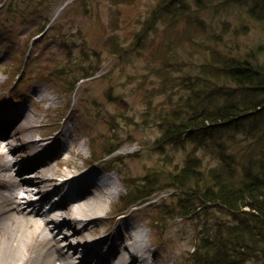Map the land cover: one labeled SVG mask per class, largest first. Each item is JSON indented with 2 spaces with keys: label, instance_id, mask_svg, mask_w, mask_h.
<instances>
[{
  "label": "rangeland",
  "instance_id": "obj_1",
  "mask_svg": "<svg viewBox=\"0 0 264 264\" xmlns=\"http://www.w3.org/2000/svg\"><path fill=\"white\" fill-rule=\"evenodd\" d=\"M181 1L188 8L186 15L193 17V27L186 16L170 19L155 12L158 0H0V106L6 100L14 117L20 107L22 114L35 113L32 139L41 142L39 149L71 158L57 167L61 171L91 161L93 172L112 174L120 189L115 201L100 210L101 221L94 229L114 230L118 224L109 222L111 216L140 224L163 264H188L202 222L198 212L180 216L175 197L179 192L165 180V173L195 153L194 146L162 142L158 115L178 113L191 95L179 84L181 75L193 80L198 64L207 61L212 50L243 57L264 44V18L250 17L245 2ZM188 31L191 39L184 35ZM253 57L264 66V53ZM92 69L98 72L76 80ZM46 88L53 90V101H40L38 90ZM22 114L9 130L21 126L14 127ZM75 136L84 154L69 155ZM234 137L240 161L253 148L255 156L264 154L251 135ZM198 152L206 169L215 163L214 155ZM59 173L54 172L63 179ZM146 176L158 180L152 200L125 209L129 201L124 197L131 188L126 182L132 178L140 183L137 179ZM161 204L172 214L157 221ZM38 205L47 209V204ZM212 210L221 215L219 208ZM72 241L79 251L75 260L80 259L84 248L74 238L67 244Z\"/></svg>",
  "mask_w": 264,
  "mask_h": 264
},
{
  "label": "trees",
  "instance_id": "obj_2",
  "mask_svg": "<svg viewBox=\"0 0 264 264\" xmlns=\"http://www.w3.org/2000/svg\"><path fill=\"white\" fill-rule=\"evenodd\" d=\"M237 1L246 3L250 17L264 18V0ZM154 11L170 19L186 16L193 27V17L186 15L188 8L181 0H158ZM184 35L191 39L190 31ZM256 52L264 53V44L243 57L212 50L207 61L198 64L193 80L184 73L181 80L179 77V84L191 90V95L178 113L158 115L162 142L194 146L195 153L165 173L166 185L179 192L175 197L180 216L198 212L201 217L188 264H264V154L255 156L253 148L240 161L232 143L234 135L243 132L256 138L264 153V66L253 57ZM96 70L76 80L93 76ZM248 120H254L251 127L245 125ZM200 150L216 158L208 169L197 155ZM139 179L140 183L132 178L126 182L131 187L124 197L128 205L150 201L157 189L158 180L150 176ZM160 206L157 221L172 214L166 205ZM214 207L219 208L220 216L214 215Z\"/></svg>",
  "mask_w": 264,
  "mask_h": 264
},
{
  "label": "bare ground",
  "instance_id": "obj_3",
  "mask_svg": "<svg viewBox=\"0 0 264 264\" xmlns=\"http://www.w3.org/2000/svg\"><path fill=\"white\" fill-rule=\"evenodd\" d=\"M46 89L38 90L40 101H53V90ZM6 102L0 106V264H163L147 241L149 232L140 224L112 216L118 224L114 230L94 229L101 221L100 210L115 201L120 189L114 176L107 170L93 172L91 161L61 171L57 167L69 164L70 156L39 149L41 142L32 139L36 115H23V107L15 115L22 114L14 127L21 126L9 130L19 116L14 117L13 106ZM68 150L69 155L85 152L76 136ZM54 172L63 179L58 182ZM54 193L61 195L59 203L53 202ZM39 203L51 206L45 211ZM72 238L85 249L77 260L76 242L67 244Z\"/></svg>",
  "mask_w": 264,
  "mask_h": 264
}]
</instances>
